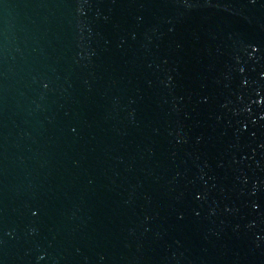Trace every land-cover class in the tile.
<instances>
[{
    "label": "water",
    "instance_id": "95a60500",
    "mask_svg": "<svg viewBox=\"0 0 264 264\" xmlns=\"http://www.w3.org/2000/svg\"><path fill=\"white\" fill-rule=\"evenodd\" d=\"M0 264H264V0H0Z\"/></svg>",
    "mask_w": 264,
    "mask_h": 264
}]
</instances>
